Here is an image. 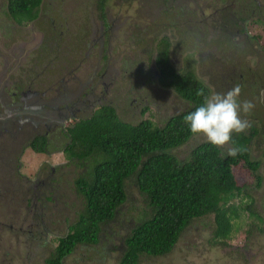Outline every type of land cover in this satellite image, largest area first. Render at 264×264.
<instances>
[{
  "label": "rangeland",
  "instance_id": "374dc122",
  "mask_svg": "<svg viewBox=\"0 0 264 264\" xmlns=\"http://www.w3.org/2000/svg\"><path fill=\"white\" fill-rule=\"evenodd\" d=\"M97 1L42 0L34 21L17 23L8 12L7 0H0V83L7 82V93L14 92V86L23 91L31 87L43 93L42 98L77 91V105L96 99L113 104L124 121L150 118L162 125L189 106L158 80L156 39L166 35L171 62L178 71L194 69L211 91L223 92L239 84V98L254 105L241 115L257 128L250 155L260 160L261 186L256 187L255 177L242 162L233 170L237 180L251 189L253 206L263 219L243 210L233 221L231 238L220 244L211 238V216L198 218L172 251L141 257L140 264H264V0H259L262 7L258 0H107L110 31L104 37L99 36L102 14ZM69 99L75 101L76 96ZM97 106L84 114L78 108L74 111L85 117ZM40 113L43 116H37L41 121L36 126L21 121L0 135V264H47L58 238L67 233L83 206L73 181L80 169L76 163L65 162L61 151L68 137L52 140L46 153L30 146L33 134L62 135L66 127L59 123L46 129ZM203 140L202 134L192 135L179 150L180 160ZM219 146L229 148L230 144ZM61 164L58 184L49 187L54 198L35 199L33 185L39 188L51 167ZM57 172L56 168V176ZM130 185L131 197L138 201L126 202V211L124 206L107 228L127 229L132 220L126 219L130 214L136 217L143 204L138 188ZM242 197V204L250 200ZM251 225L256 226L250 233ZM117 239L118 235L102 234L101 243L78 245L64 263L118 264Z\"/></svg>",
  "mask_w": 264,
  "mask_h": 264
},
{
  "label": "trees",
  "instance_id": "16d2710c",
  "mask_svg": "<svg viewBox=\"0 0 264 264\" xmlns=\"http://www.w3.org/2000/svg\"><path fill=\"white\" fill-rule=\"evenodd\" d=\"M42 0H7L10 15L18 23L38 16ZM102 17L106 15L107 0H98ZM107 16V15H106ZM171 42L162 35L156 39L155 63L161 85L173 87L189 106L170 115L162 125L150 118L137 122L122 120L111 104L100 105L88 117L72 119L65 127L68 137L62 153L81 171L75 177L77 194L83 201L81 210L65 235L46 259L47 264H65L64 259L78 245L99 244L106 233L107 223L132 199L131 184L138 188L140 208L125 231L124 251L118 264H140L141 257L169 253L183 232L196 219L211 216L212 241L227 243L234 220L243 210L262 220L253 206L255 201L245 181L239 182L233 168L240 162L251 171L256 187L261 184L257 173L259 159L250 155L252 136L256 127L246 132H233V143L243 147L229 155L227 147L203 140L192 146L180 160V149L193 134L184 115L202 101L197 89H209L195 70L178 71L171 62ZM142 113L145 112L143 108ZM47 138L37 135L30 146L38 152L48 151ZM242 195L249 201L242 204ZM241 196L240 201H234ZM252 216V217H253ZM208 224V223H207ZM253 224V223H252ZM256 225L247 231L252 232ZM211 241V240H210Z\"/></svg>",
  "mask_w": 264,
  "mask_h": 264
},
{
  "label": "flooded vegetation",
  "instance_id": "af4514ba",
  "mask_svg": "<svg viewBox=\"0 0 264 264\" xmlns=\"http://www.w3.org/2000/svg\"><path fill=\"white\" fill-rule=\"evenodd\" d=\"M98 5H99V3H98ZM257 5L262 7L263 3L262 2L260 3V1L258 0ZM105 9L107 10V8H105ZM8 12H9V10H8ZM101 14H102V12H101ZM106 15H105V17H102V15H101L102 26H100L99 36H103V37L106 34L105 31H107V30L110 31L109 20H106V17H109V16L107 13H106ZM35 19H33L32 21H34ZM108 33H109V38H111V33L110 32H108ZM100 38H95V39H100ZM108 44H110V43H108ZM170 57H171V52H170ZM103 72L104 73L101 74V77H103V74L106 73V69ZM243 76L244 75L242 73H240V77L242 78ZM225 77L228 78L229 74H227ZM202 82H203V80H202ZM103 84L106 87V83L103 82ZM204 84H207V83H204ZM252 84H253L252 82L248 83V85H250V86H252ZM6 85H8L7 82H5L3 84L0 83V106H1V110H0V135L3 131H9L11 126L17 125V123L21 122V121H27V122L32 121L36 126L38 121H41L37 116H39V115L43 116L40 113L41 111H43V114L45 117V119L42 120V121H44L43 122L44 126L46 129L50 130V129L54 128V125H56V124L60 123V125H62V126H65V125L67 126L68 123L74 118H76V119L84 118L81 116L80 117L76 116L77 115L76 114L77 108H78V111L80 113L82 112L84 114L90 108H92L93 105H98L96 108H94V110H95L100 105L111 104L108 102H97L96 99H94V100H89V104H85L84 102H82L84 104L77 105V104H79L78 100L80 99V97L78 96L77 91H73V90L69 91V93H65L64 95L62 93V95L56 96L54 99L51 97L50 98H42L41 94H43V93H40V91H37L35 89H31V87H29L23 91L21 89L16 90L17 87L14 86V89H13L14 92H12L10 94V93L6 92V90H7ZM4 88H5V90H4ZM168 88H172L174 90L173 87H168ZM209 88H210V86H209ZM210 91H211V89H209V92ZM72 95L76 96L75 101H71L69 99ZM163 97L165 99H167V95L165 93L163 94ZM97 99L100 100L99 98H97ZM74 102H76V104L72 105V103H74ZM111 105H113V104H111ZM75 106H78V107H75ZM74 110H76V111H74ZM88 116H85V117H88ZM66 121H68L67 124H65ZM252 127H254V126L251 125L250 127H248V129L251 128L250 131H252L253 130ZM20 128H22V127L19 126L18 129H20ZM62 131H63L62 135L53 134L51 132H46V134L35 133L31 137V140H33V138L37 135H44L47 138V142L50 144V142L54 139L60 140L62 138V136L66 137V135L64 134L65 133V127H64V129H62ZM244 131L249 132L246 129ZM48 133L52 134V136L50 137L48 135ZM14 134H15V131H14ZM254 136H255V134H253V136H252L253 137L252 141L254 139ZM56 168L58 170V172H57L58 176L55 175ZM60 175H62L60 169L58 167L54 168V166H52L51 170H50L49 178L47 177L46 179L44 178L42 181H40L39 188H36V185H33L34 191L37 192L35 199L38 200L40 198H42V199L44 198L45 201H48L49 199L50 200L53 199L54 196L51 193L53 187H51V188H49V187H50L51 183H53V182L55 183V185L58 184L57 180H58ZM76 176H77V174H76ZM114 231H116V232H114ZM108 233H109V235H111L113 237L118 235L116 249L120 253H123V251H124L123 241H124V237L126 236L125 231H123L122 229L112 230L111 227H108L106 230V233H103V235L104 234L108 235ZM120 241H121V243H120Z\"/></svg>",
  "mask_w": 264,
  "mask_h": 264
},
{
  "label": "clouds",
  "instance_id": "9594fccd",
  "mask_svg": "<svg viewBox=\"0 0 264 264\" xmlns=\"http://www.w3.org/2000/svg\"><path fill=\"white\" fill-rule=\"evenodd\" d=\"M239 93V84H235L223 92L212 90L207 94L203 88H199L196 94L202 96V101L183 117L193 134H202L208 142L214 145L230 144L229 155H236L237 152L243 150L241 145L233 143V132H243L251 126L250 121L244 118L241 113L249 112L254 107L253 102L248 99H240ZM65 162L68 161L65 159ZM62 165L56 167L62 169ZM79 169L81 171L80 167Z\"/></svg>",
  "mask_w": 264,
  "mask_h": 264
},
{
  "label": "bare ground",
  "instance_id": "6f19581e",
  "mask_svg": "<svg viewBox=\"0 0 264 264\" xmlns=\"http://www.w3.org/2000/svg\"><path fill=\"white\" fill-rule=\"evenodd\" d=\"M261 186V185H260ZM244 202V201H243ZM253 216V215H252ZM192 226V225H191ZM49 258V257H48Z\"/></svg>",
  "mask_w": 264,
  "mask_h": 264
}]
</instances>
